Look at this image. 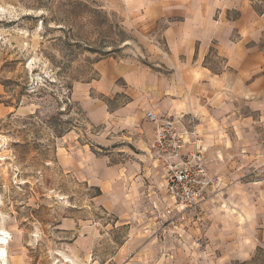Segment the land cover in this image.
<instances>
[{"label":"rangeland","instance_id":"374dc122","mask_svg":"<svg viewBox=\"0 0 264 264\" xmlns=\"http://www.w3.org/2000/svg\"><path fill=\"white\" fill-rule=\"evenodd\" d=\"M145 1L0 0V234L7 240L0 264H116L139 227L117 215L91 173L103 175L121 158L117 149H135L116 115L133 95L119 76L127 62L165 72L158 56L167 51V20H139L134 12ZM224 1L215 19H239L233 42L259 49L264 80V0ZM212 61L221 69V59ZM259 88L221 87L220 104L180 126L186 148L201 140L204 166L222 189L195 210L167 213L164 172L148 182L139 196L151 203L159 250L147 259L264 264ZM216 106L218 117L210 111Z\"/></svg>","mask_w":264,"mask_h":264},{"label":"crops","instance_id":"0c3cea01","mask_svg":"<svg viewBox=\"0 0 264 264\" xmlns=\"http://www.w3.org/2000/svg\"><path fill=\"white\" fill-rule=\"evenodd\" d=\"M224 3V0H147L141 10L134 12L143 21L166 18L167 25L162 35L167 51L158 56L166 68L163 73L153 71L143 63H125L126 69L119 76L123 77L133 95L125 106L118 108L116 115L126 123V138L130 139L135 149L130 147L127 153L117 149L121 158L113 165H104L103 175L91 173V177L97 180L95 183L112 200L109 203L117 215L139 226L129 240L120 245L113 259L118 262L116 264H175L177 261L170 258L151 260L146 256L147 252L154 251L156 257L159 248L157 250L156 238L150 233V221L155 218L149 212L151 203L142 199L139 192L144 190L143 187L147 188L148 182H153V179L160 181L163 168L152 156L155 126L144 117V111L152 110L158 115L175 118L180 131V126L190 114L203 116L208 112L209 104H220L223 95L221 87L228 86L237 92V86H242L245 81L248 89L255 92L260 90V85H264L258 71L263 65L259 49L244 46L240 39L238 43L237 40L233 42L231 37L234 27L240 24L239 19L229 21L223 15L215 19L216 10L228 6ZM216 59H221L222 63L221 69L215 66L218 71L211 64ZM105 79L107 77L102 76L103 82ZM106 85L110 87V82ZM216 108L210 111L218 117L221 106ZM180 132L184 135L183 131ZM184 140L182 152H191L196 147L206 152L201 140L192 142L193 146H188L189 149L185 146V137ZM126 155L128 160L124 161ZM215 176L221 190V179ZM150 185L153 186L152 183ZM208 196L202 204L212 199ZM150 199L153 200V196ZM163 203L171 205L167 197ZM243 239L246 240L245 234ZM185 264L195 263L188 261Z\"/></svg>","mask_w":264,"mask_h":264},{"label":"built area","instance_id":"2783aa9c","mask_svg":"<svg viewBox=\"0 0 264 264\" xmlns=\"http://www.w3.org/2000/svg\"><path fill=\"white\" fill-rule=\"evenodd\" d=\"M144 117L155 126L151 153L163 168L166 197L171 201L167 213L195 210L208 195L216 197L220 191L218 178L204 166L201 148L182 152L185 140L175 118L152 110H146Z\"/></svg>","mask_w":264,"mask_h":264},{"label":"bare ground","instance_id":"6f19581e","mask_svg":"<svg viewBox=\"0 0 264 264\" xmlns=\"http://www.w3.org/2000/svg\"><path fill=\"white\" fill-rule=\"evenodd\" d=\"M7 243V240L5 239V237L0 234V244L3 245V244H6ZM0 258H2L4 255H5V249L3 248H0Z\"/></svg>","mask_w":264,"mask_h":264}]
</instances>
